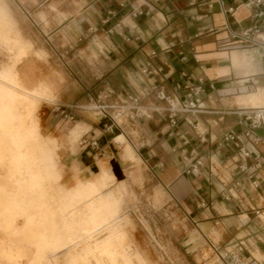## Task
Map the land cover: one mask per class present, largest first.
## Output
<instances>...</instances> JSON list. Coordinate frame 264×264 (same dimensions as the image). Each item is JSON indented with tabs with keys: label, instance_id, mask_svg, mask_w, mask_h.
<instances>
[{
	"label": "crops",
	"instance_id": "crops-1",
	"mask_svg": "<svg viewBox=\"0 0 264 264\" xmlns=\"http://www.w3.org/2000/svg\"><path fill=\"white\" fill-rule=\"evenodd\" d=\"M11 1L33 52L17 62L19 82L45 101L55 93L74 105L67 135L85 136L66 153L62 174L111 182L112 158L120 166L141 160L198 233L188 245L203 240L224 264H264V130L252 142L237 115L264 107V48L232 34L259 23L246 0ZM199 79L196 112H174L157 97L182 100ZM108 92L103 117L92 104ZM130 97L139 111L131 118ZM55 121L46 111L44 126ZM229 131L251 157L222 142ZM195 160L201 165L187 173Z\"/></svg>",
	"mask_w": 264,
	"mask_h": 264
},
{
	"label": "rangeland",
	"instance_id": "rangeland-1",
	"mask_svg": "<svg viewBox=\"0 0 264 264\" xmlns=\"http://www.w3.org/2000/svg\"><path fill=\"white\" fill-rule=\"evenodd\" d=\"M16 10L0 0V264H224L203 240L188 245L196 231L141 160L112 158L111 182L62 174L85 136L70 141L75 122L54 110L55 93L50 103L19 82L17 62L30 45ZM46 111L54 130L43 124Z\"/></svg>",
	"mask_w": 264,
	"mask_h": 264
},
{
	"label": "built area",
	"instance_id": "built-area-1",
	"mask_svg": "<svg viewBox=\"0 0 264 264\" xmlns=\"http://www.w3.org/2000/svg\"><path fill=\"white\" fill-rule=\"evenodd\" d=\"M244 6L250 8L252 10V14L255 18L259 19V23L249 26L243 31L240 32H232L233 36L240 39L242 43L249 46H259L264 48V38L261 35H264V0H246L243 3ZM4 52L0 49V58ZM184 75V73H182ZM202 80H198V84L193 85H185L184 88L187 89L186 97L184 99H178L171 96H165L163 94H158L157 97L160 99H165L173 108V105H176L172 111H183V112H196L200 108L201 98L200 93L203 91L202 89ZM176 88H180L177 86ZM108 93H100L96 97V101L93 104V107L100 111L103 117L110 116L108 109L110 106L106 105L103 102L108 96ZM132 102V107L130 110L132 112L128 113L127 116L129 118L135 117L138 115L139 111L137 109L138 99L134 97H130ZM75 108L74 105L65 106L58 105L54 110L59 112V115L67 122H74L75 115L70 111V109ZM238 116L241 117L240 124L244 126V130L242 135L247 138H251L252 142L257 143V136L255 131L257 129L264 130V107H252L247 109H242L237 113ZM113 119V118H112ZM114 124L117 122L113 119ZM107 130L112 131L113 124L108 125L106 127ZM85 140H82V143H85ZM223 143H232L235 147H237L241 153L246 157H251V153L240 146L239 144V135L235 134L233 131H229L224 134L222 138ZM92 146L96 145V142H91ZM255 159L260 160L261 157L259 155H255ZM201 165L200 160H195L191 165L190 169L187 173H195L196 168ZM261 163L257 162L255 168L260 167Z\"/></svg>",
	"mask_w": 264,
	"mask_h": 264
},
{
	"label": "bare ground",
	"instance_id": "bare-ground-1",
	"mask_svg": "<svg viewBox=\"0 0 264 264\" xmlns=\"http://www.w3.org/2000/svg\"><path fill=\"white\" fill-rule=\"evenodd\" d=\"M261 37H263L264 38V35H261ZM1 44H3V43H1ZM0 49L3 51V52H7V50H6V48L4 47V46H2V45H0ZM19 118H20V120H23V117L21 116V115H19ZM22 122V121H21ZM19 123V122H18ZM20 124V123H19ZM18 124V125H19ZM24 126V125H23ZM35 128V127H34ZM36 129V128H35ZM8 131H10V130H8ZM10 133V132H9ZM38 136H39V134H38ZM35 138H36V136H35ZM4 140V139H3ZM18 145V144H17ZM41 145V144H40ZM39 146V145H38ZM36 155V154H35ZM45 164V163H44ZM43 165V164H42ZM25 166V165H24ZM110 166H111V170H112V173H113V175H114V177H115V179H116V173H115V171H114V169H113V166H112V164L110 163ZM27 170H28V168H27ZM42 172V171H41ZM11 176V175H10ZM53 177V176H52ZM44 180V179H43ZM118 181V180H117ZM194 233H196V232H194ZM191 239H193V237L191 238ZM4 242V241H3ZM2 246V245H1ZM6 252H8V251H6ZM3 253V252H2ZM9 253V252H8ZM4 254V253H3ZM11 254V253H10ZM4 256V255H3ZM8 257V256H7ZM3 258V257H2ZM9 258H11V256L9 257ZM7 259V258H6ZM7 260H9V259H7ZM10 261V260H9ZM6 264H9V263H6Z\"/></svg>",
	"mask_w": 264,
	"mask_h": 264
},
{
	"label": "water",
	"instance_id": "water-1",
	"mask_svg": "<svg viewBox=\"0 0 264 264\" xmlns=\"http://www.w3.org/2000/svg\"><path fill=\"white\" fill-rule=\"evenodd\" d=\"M198 236V233L196 232V233H192L191 235H190V237L187 239V242H189L190 240H193L195 237H197ZM193 237V239H191ZM199 243H203V241L201 240Z\"/></svg>",
	"mask_w": 264,
	"mask_h": 264
}]
</instances>
